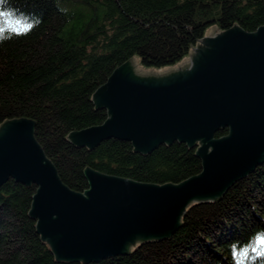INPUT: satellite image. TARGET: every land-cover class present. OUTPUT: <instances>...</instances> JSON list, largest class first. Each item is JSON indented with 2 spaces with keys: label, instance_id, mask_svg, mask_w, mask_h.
I'll return each instance as SVG.
<instances>
[{
  "label": "trees",
  "instance_id": "trees-1",
  "mask_svg": "<svg viewBox=\"0 0 264 264\" xmlns=\"http://www.w3.org/2000/svg\"><path fill=\"white\" fill-rule=\"evenodd\" d=\"M40 18L27 36L0 44V126L21 117L39 120L37 138L71 190L88 188L86 168L141 183L179 184L201 171L197 148L160 145L149 156L110 138L95 149L64 140L100 125L94 92L137 54L160 67L190 55L200 29L234 21L244 31L264 24V0H11ZM222 129L215 138L227 135ZM34 184L9 179L0 186V264H237L234 253L264 232V164L227 190L216 204L197 205L173 237L151 241L135 253L99 261L57 260L29 213ZM249 252L243 264H264Z\"/></svg>",
  "mask_w": 264,
  "mask_h": 264
},
{
  "label": "water",
  "instance_id": "water-1",
  "mask_svg": "<svg viewBox=\"0 0 264 264\" xmlns=\"http://www.w3.org/2000/svg\"><path fill=\"white\" fill-rule=\"evenodd\" d=\"M190 55L173 66L119 67L93 94L106 109L100 125L73 131L65 142L91 151L110 138L149 156L162 144L197 148L199 174L179 184L141 183L86 168L88 188L66 186L37 138L39 120L0 126V186L34 184L29 213L57 260L99 261L135 253L172 238L197 205L223 194L264 164V24L244 31L235 22L200 29ZM227 135L215 138L222 129Z\"/></svg>",
  "mask_w": 264,
  "mask_h": 264
},
{
  "label": "clouds",
  "instance_id": "clouds-1",
  "mask_svg": "<svg viewBox=\"0 0 264 264\" xmlns=\"http://www.w3.org/2000/svg\"><path fill=\"white\" fill-rule=\"evenodd\" d=\"M40 22L39 17L14 7L11 0H0V44L27 36ZM261 236H264V232L256 234L255 238ZM257 247L264 249V243L258 244Z\"/></svg>",
  "mask_w": 264,
  "mask_h": 264
},
{
  "label": "snow or ice",
  "instance_id": "snow-or-ice-1",
  "mask_svg": "<svg viewBox=\"0 0 264 264\" xmlns=\"http://www.w3.org/2000/svg\"><path fill=\"white\" fill-rule=\"evenodd\" d=\"M264 243V236L254 238L250 246L234 253L237 264H243V261L248 258V253H255V258L264 260V249L257 247L258 244Z\"/></svg>",
  "mask_w": 264,
  "mask_h": 264
},
{
  "label": "rangeland",
  "instance_id": "rangeland-1",
  "mask_svg": "<svg viewBox=\"0 0 264 264\" xmlns=\"http://www.w3.org/2000/svg\"><path fill=\"white\" fill-rule=\"evenodd\" d=\"M187 56H189V55H187ZM187 56H184V57H187ZM183 57V58H184ZM134 59H137L138 60V62H139V64H140V66L142 67V68H144V69H153V68H156V69H161V68H166V67H170V66H173V65H175L176 63H178L180 60H178L177 62H175V63H172V64H169V65H166V66H160V67H151V66H143V65H141V63H140V59H139V57H138V55L137 54H133L123 65H122V67L124 68V67H126L127 65H129Z\"/></svg>",
  "mask_w": 264,
  "mask_h": 264
}]
</instances>
